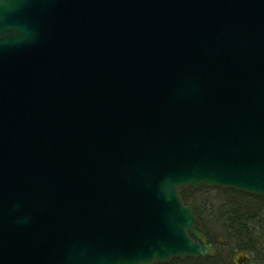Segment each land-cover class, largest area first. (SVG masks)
<instances>
[{
    "label": "water",
    "instance_id": "water-1",
    "mask_svg": "<svg viewBox=\"0 0 264 264\" xmlns=\"http://www.w3.org/2000/svg\"><path fill=\"white\" fill-rule=\"evenodd\" d=\"M203 188L264 198V0H0V264L210 257Z\"/></svg>",
    "mask_w": 264,
    "mask_h": 264
},
{
    "label": "trees",
    "instance_id": "trees-1",
    "mask_svg": "<svg viewBox=\"0 0 264 264\" xmlns=\"http://www.w3.org/2000/svg\"><path fill=\"white\" fill-rule=\"evenodd\" d=\"M218 192L219 195L224 197L225 201L222 206H214L213 202L210 203L206 194L210 192ZM202 194V195H201ZM181 199L185 205L193 206L195 208L196 216L199 221L200 228L207 231L208 220L220 224L217 219L222 221L221 227L224 229V236L228 244L227 248L236 252L239 245L236 243V234H241L240 247H247V251L252 252V256L256 263L264 260V214L258 210H248V203H237L236 196L245 198H252L253 201L264 202V198L255 197L247 194L240 193L235 190H222L217 188H205L197 191H186L180 194ZM206 196V197H205ZM209 201V204L207 203ZM237 203V204H236ZM239 204V205H238ZM246 204V205H244ZM256 204V202H254ZM206 219V221H205ZM207 233V232H206ZM226 234V235H225ZM216 246L220 249V245L216 242ZM169 264H229L219 259L218 254L207 259H197L195 261L186 259L184 261L172 260ZM232 264V262H231Z\"/></svg>",
    "mask_w": 264,
    "mask_h": 264
},
{
    "label": "rangeland",
    "instance_id": "rangeland-1",
    "mask_svg": "<svg viewBox=\"0 0 264 264\" xmlns=\"http://www.w3.org/2000/svg\"><path fill=\"white\" fill-rule=\"evenodd\" d=\"M202 195V194H201ZM207 196V197H206ZM206 198L209 200L210 199V203L213 202V205L216 206H222V202L225 201L224 197L222 198L221 195H219L218 192H210L208 194H206ZM237 203H248V210L250 211H254V210H258L261 209L259 212L261 214H264V202H258V201H253L252 198H245V197H241V196H236V200ZM254 202H256V204H254ZM207 203L209 204V201H207ZM236 203V204H237ZM238 204V205H239ZM246 205V204H244ZM206 221V219H205ZM218 222H220V224H217L216 222L212 221L211 219H209L207 222V235L210 239V241L212 243H219V254L218 257L219 259H222L224 262H228L229 264H231L233 258L235 257L234 252H232V249H229L226 247L225 244H228L227 240H226V236H224V228L221 227L222 221L220 219H217ZM226 235V234H225Z\"/></svg>",
    "mask_w": 264,
    "mask_h": 264
},
{
    "label": "flooded vegetation",
    "instance_id": "flooded-vegetation-1",
    "mask_svg": "<svg viewBox=\"0 0 264 264\" xmlns=\"http://www.w3.org/2000/svg\"><path fill=\"white\" fill-rule=\"evenodd\" d=\"M236 234V243L239 245V249H237V251L235 252V257L232 260V264H264V260L258 261L256 263L255 259L252 256V252L251 251H247V247H240L241 244V234L239 233H235ZM206 235V244L211 246L214 250H216V252L211 256L213 257L216 254H219V248L216 246V243H212L207 235ZM241 255L239 258L238 256ZM211 257H205L203 259H207V258H211ZM236 258H238L236 260Z\"/></svg>",
    "mask_w": 264,
    "mask_h": 264
}]
</instances>
